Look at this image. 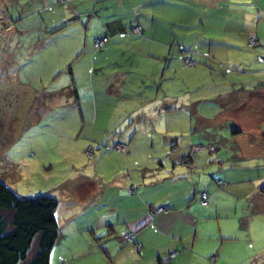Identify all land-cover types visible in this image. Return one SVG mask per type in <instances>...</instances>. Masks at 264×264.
<instances>
[{"label":"rangeland","instance_id":"374dc122","mask_svg":"<svg viewBox=\"0 0 264 264\" xmlns=\"http://www.w3.org/2000/svg\"><path fill=\"white\" fill-rule=\"evenodd\" d=\"M201 1L184 0L181 9L178 8L180 11L174 14V17L158 12L156 28L151 29L154 34L147 31L139 36L148 39L151 34L164 44L169 58H172V64L167 63L169 73L171 70H180L181 65L185 64V57L194 60L199 65L198 68L205 70V73H202L195 70V67L190 69V102L185 104L182 113L175 115L176 118L182 119H164L168 126L157 129L161 136H153L151 154L155 153L161 143L160 138L165 137L172 142L173 133L185 130L187 127L183 126L189 122L190 117L192 122H195L194 110L197 113L199 111L198 114L204 118L210 119L205 123L209 130L229 132V127L232 126L230 119L235 122L236 119H248L245 123L248 129L264 133V0H214L212 7L200 3ZM139 2L45 0L43 4L42 0H3V5L0 6V66L6 65L7 69L0 72V178L21 197L44 194L58 201L60 199V222L62 217L70 212L71 207L78 205V201L75 196H62L59 187L62 185V189H65L68 185L70 188L73 183L70 179L82 170L87 171L92 164L90 160H95L98 149L104 148V141L100 139L103 136L96 134L94 130L119 127L122 120L107 119V116L102 115L106 114V111L101 108L86 114V83L91 79L86 70L93 67H102L104 71L115 68L111 56H108L109 64L104 66V59L95 61L98 57H104L103 51L106 52L108 43L105 48L95 50L92 48L93 39L105 33L99 34L104 16L108 14L120 16L126 11L131 12L129 15L132 17L128 19L131 25H127L125 32L129 35L132 30L135 32L134 29L140 27L137 25L136 11L142 15L143 10L148 9L142 7ZM11 19L17 20L14 24L18 27L6 29L1 26L3 21L8 23ZM209 22L216 23V27L209 26ZM161 23L166 27H161ZM146 28L143 27V30L146 31ZM119 29L123 30L122 27ZM32 37L35 40L29 42ZM250 38L255 40L253 44ZM37 46H40L39 49H35ZM153 47L159 49L161 46L149 45L151 50ZM117 51H121V63L126 68L131 70V67H136L130 61V55L136 53L133 48L128 46ZM152 55H148L151 58H147L139 67L149 70L164 69L166 63L157 59L159 54ZM26 57L30 58L29 64L35 73L23 79L24 83L33 86L30 88H36V81L42 83L44 80L47 92L59 98L58 89L63 84L72 82L80 89L79 107L57 109L48 119H28L25 102L28 98L27 103L33 104L36 99L34 94L24 89V86H16L13 90L6 88L7 78L12 70L15 67L16 70L18 67L21 71L24 70L23 60ZM59 72L63 73L60 75ZM23 75L24 73H21L20 76ZM80 107L83 115L80 114ZM34 111H37V108ZM63 114L68 115L66 119H54ZM87 116L91 119H86ZM253 120L258 122H252ZM92 132L93 135L89 136ZM95 135L101 137L94 138ZM200 135V132L194 133L193 140H198ZM200 142L197 145L203 146L204 149H198L193 154L214 152L218 147L209 145L207 141ZM254 144L255 148H259L264 154V140L261 143L256 140ZM121 145L122 143H118L116 146ZM170 145L167 144V153L163 155L169 163L173 154L185 144L177 143L173 147ZM221 145L227 149L225 140ZM117 147L115 149L119 150ZM160 153L161 151L157 152ZM99 155L102 158V154ZM187 155H180L178 160L187 161ZM258 163H264V157L261 161L253 158L244 164L255 166ZM233 174L244 179L256 178L264 176V169H233ZM213 178L215 179L210 178L213 187L218 189L224 185L221 190H227L225 185L228 180L224 177ZM85 182V185L97 190L98 183ZM262 186L263 180L259 183L255 181L244 184L243 190H240L241 194L233 186L226 191L228 196L237 200L227 198L229 202H236V213L229 203L221 199L222 197L216 198L219 214L231 215L232 218L236 214V218L229 222L221 218L219 222L216 220V224L214 222L212 229H207L208 234L214 236L210 240H214L216 246L213 253L209 251L211 248L208 244L200 240L202 246L200 241H197L196 249L208 264H264V208L253 203L256 197L260 203L264 202ZM250 191V196L245 198ZM185 212L198 214L200 209L194 206L182 213ZM246 212L253 214L247 228L243 227L244 220L237 221V217ZM107 213L109 214L104 220ZM116 214L108 205H101L99 209L90 206L84 212H77L71 222H66L67 226L61 232L63 238L53 248L49 264H158L159 256L161 262H168L169 249L165 240L152 243L144 251L138 249V244L132 246L131 241L123 242L127 232L120 224L116 225L117 228L111 227L109 230L105 224L116 221ZM182 230L185 231L186 227ZM223 237L226 238L224 241ZM220 241L223 245L219 254L217 248ZM183 261H187V257L182 259Z\"/></svg>","mask_w":264,"mask_h":264},{"label":"crops","instance_id":"0c3cea01","mask_svg":"<svg viewBox=\"0 0 264 264\" xmlns=\"http://www.w3.org/2000/svg\"><path fill=\"white\" fill-rule=\"evenodd\" d=\"M139 1L142 7L148 8L143 10L142 15L136 11V15H138L137 25L141 27L140 33L132 30L129 35L125 32V28L131 23L128 19L132 17L129 15L131 12L128 11L120 16H116V14L110 16L108 14L104 16V20L101 23V32L99 34L106 33L108 38L106 52H111L107 54L103 51L104 57H98L95 61L104 59L105 61L102 62V66H104L109 64L107 60L108 56H111L112 65L115 68L108 71L102 70V67H93L86 70L91 76L89 83H86L85 93L88 98L86 100V114L88 111H98V108H101L106 111V114L102 113V115L107 116V119L122 120L119 123V127L111 126L110 129L99 128V130H94L96 134L103 136L100 138V135H95L94 138H100L102 142L104 141V148L98 149L96 158L95 160H90L92 164L87 171L82 170L78 175L70 179L73 181L70 188L66 185V188L62 189V185L60 186L59 184L60 194L66 198L69 195L72 198L75 196L78 205L70 208V212H67L69 215L63 216L62 222L59 221V213L57 212V221L62 232L63 228L67 226L65 225L66 222H71L77 212H84L90 206H95L99 209L101 205H108L110 210L117 213L118 219L110 223L107 222L108 224H105L106 227L110 230L111 227L117 228L116 225L120 224L122 229L133 234L134 242L140 247L138 249L145 251L154 242L162 240L167 242L166 246L169 249L168 262H161L159 256L158 264H208L207 260L202 258L200 251L196 249L197 241L202 240L203 243L208 244L211 248L209 251L213 253L216 250V246L214 245V240H210L214 236L208 234L207 229H212L214 222L216 224V220L219 222L221 218H224L225 222L233 221L232 219L236 218V214L233 215V218L231 215L227 216V214L225 216L220 215L216 198L222 197L221 199L229 203L233 208V212L236 213L237 204L235 201L237 200L233 196H228L226 191L233 186L241 194L242 191L240 190H243L244 184L264 181V176L244 179L242 176L233 174V169L252 170L255 168L257 171L264 169V163H258L255 166L244 164L252 161L253 158L261 161V158L264 157L263 151L255 148L254 144L256 140L259 143L264 140V133L262 134L260 130L256 132L255 129H248L245 125L246 121H249L248 119H236V122L230 119L232 126L229 127L231 130L229 132L209 130L208 125H205V123L210 119L204 118L198 114L199 111L197 113L194 110L196 113L194 116L196 118L195 122L193 123L190 117V123L187 122L183 126L187 127L185 130L173 133L172 142L165 137L160 138L161 143H159L157 150L154 151L155 153L151 154L150 149L154 143L153 136H161L157 129H160V127L162 129L166 125L164 119H182L176 118L175 115L182 113L185 104L190 102L188 96V89H190L191 85L190 69L195 67V70L202 73H205V70L198 68L197 66L199 65L194 60L185 57L184 62L190 67L183 63L180 70L178 69L179 71L171 70L169 73L167 68L168 64H172V58H169L164 44L149 33L148 39L139 37L147 31L154 34L151 29L156 28L158 12L174 17V14L180 11L179 9H181L184 0ZM42 2L44 4L45 0H42ZM200 3L211 7L214 6V0H202ZM1 5H3V0H0ZM117 17L121 20L119 21ZM16 21L12 19L8 23L3 21L1 26L6 29L15 28L18 27L14 24ZM219 24L218 26H220ZM209 26L216 27V23L209 22ZM119 27H122L123 30L119 29ZM143 27H147L146 31L143 30ZM161 27L166 26L161 23ZM34 40L35 38L32 37L29 42ZM151 44L161 47L159 49L153 47L151 50L149 48ZM128 46L136 51V53L134 52L130 55L132 65H136V67H131V70L121 63L122 54L121 51H117ZM39 47L37 46L35 49H39ZM92 48L95 49L94 47ZM156 53L159 54L157 59L163 61L164 64L166 63L164 69L149 70L139 67L143 61L151 58L148 55L153 54L152 56H154ZM27 55L29 56V54ZM23 61V71H21L20 67L17 70L15 67L11 73L9 72L10 77L7 78L6 88L13 90L16 86H24V89L34 94L36 99H34L33 104L27 103L28 98L26 97L25 107L28 110V119L31 117L33 118L31 120L48 119L57 109L79 107L80 89L72 82L68 85L63 84L58 89L57 95L59 98L47 92V87L43 83L44 80L42 83L36 81V88H30L33 86H30L27 82L24 83L23 79H27L35 71L29 64V57H26ZM0 67L1 70L7 71L6 65H1ZM178 72L180 75H178ZM21 73H24L22 77L20 76ZM59 73L61 75L63 72ZM203 95L205 94L203 93ZM233 105L235 106V104ZM224 106L225 109L228 108L227 105L224 104ZM35 108H37V111H34ZM80 114L83 115L82 107H80ZM66 116L63 114L54 119H66ZM86 119L91 118L87 116ZM252 122H258V120H253ZM198 132L201 133L199 139L193 140V134ZM91 135H93V132L89 136ZM224 140L226 141L227 149L221 145ZM200 141H207L209 145H218V147L214 152L196 153L189 163L178 160L180 155H187L190 147L201 143ZM118 143L126 146V153H121L115 149ZM168 143L171 144L170 147L177 145V143L185 144L169 159L171 163L163 158V155L167 153ZM158 151H161V153L157 154ZM99 154H102V158ZM215 176L224 177V179L228 180V184L225 185L227 190H221L224 185L218 189L213 187L210 178L214 180L215 178L213 177ZM84 180L98 183L97 190L95 191L85 185L84 183L87 182ZM262 188L264 189V186ZM88 189L90 190L88 191ZM262 191L264 192V190ZM201 192H207L208 194L206 205L200 203ZM250 194L251 191L245 195V198L250 196ZM102 195L103 197H101ZM227 198L235 201L229 202ZM59 201L58 204L60 205ZM253 203L262 205L264 208V202L261 201L260 203L257 197ZM194 206L200 209L198 214H192V212L182 213L183 211H189ZM157 208H162L163 210L156 211ZM108 214L105 215L104 220H106ZM252 217L253 214L251 212H246L238 216L237 221L244 220L243 227L247 228ZM228 218L229 220H226ZM184 227H186V232L182 230ZM61 237L63 238L62 234ZM224 239L226 238L223 237L222 241ZM227 239L231 240V238ZM123 242L126 243L127 241L124 240ZM202 242L200 241V244ZM131 245L133 246V244ZM222 245L223 242L220 241L219 248H217L219 254L221 253ZM193 250L195 251L194 253L192 252ZM171 253H174L173 257L169 256ZM186 257L187 261L182 262V259ZM139 259L142 260L141 258Z\"/></svg>","mask_w":264,"mask_h":264},{"label":"trees","instance_id":"16d2710c","mask_svg":"<svg viewBox=\"0 0 264 264\" xmlns=\"http://www.w3.org/2000/svg\"><path fill=\"white\" fill-rule=\"evenodd\" d=\"M102 36L106 37L107 43L106 33L99 37ZM250 39L253 44L255 40ZM2 71L0 67V72ZM196 147L204 149L201 145H193L186 156L187 161L184 162L191 161L197 153L193 154L197 151H193ZM121 153H126V149ZM58 205L57 199L46 195L21 197L0 178V264H49L53 248L62 239L57 221ZM124 240L131 241L125 236ZM131 242L136 245L134 237Z\"/></svg>","mask_w":264,"mask_h":264},{"label":"built area","instance_id":"2783aa9c","mask_svg":"<svg viewBox=\"0 0 264 264\" xmlns=\"http://www.w3.org/2000/svg\"><path fill=\"white\" fill-rule=\"evenodd\" d=\"M136 32H140L141 31V28L140 27H136L134 29ZM106 43V37L102 36V37H98L94 43H93V46L95 49H100L104 44ZM252 43V41H251ZM117 147V146H116ZM120 151H124L125 149V146L122 144L121 146L117 147ZM198 149H202V147H196L194 148L193 151L195 150H198ZM201 200H202V204H206L207 203V194L205 192H203L201 194ZM160 210H163L162 208H157L156 211H160ZM125 238L128 239V240H131L133 241V235L131 233H127L125 235ZM170 257H173L174 256V253H171L169 255Z\"/></svg>","mask_w":264,"mask_h":264}]
</instances>
